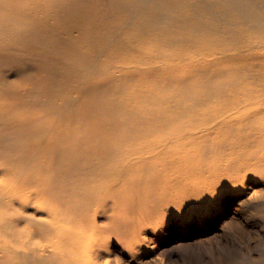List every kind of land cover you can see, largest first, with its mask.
Returning <instances> with one entry per match:
<instances>
[{
	"label": "bare ground",
	"instance_id": "1",
	"mask_svg": "<svg viewBox=\"0 0 264 264\" xmlns=\"http://www.w3.org/2000/svg\"><path fill=\"white\" fill-rule=\"evenodd\" d=\"M257 3L254 0H206L200 10L214 20L234 16L264 31V13L254 11ZM104 7L113 11L114 18L117 14L121 22L138 30L121 39L130 45L136 42L129 49L136 48L125 50L110 39L105 45L100 42L106 32L102 21L111 17L104 14ZM184 7L193 14H183L177 19L181 24L180 45L183 41L201 45L217 33L216 30L205 32L202 38H196L193 33L203 31L196 24H202L203 20L199 11L188 5ZM216 7H224L225 13L214 11ZM170 13L169 7L156 0H0V58L7 48L1 41L11 38L12 44L19 41L26 48L23 52H38L48 66L49 62L62 70L66 66L83 68L84 75L79 74L83 71L77 69L75 73L72 68L70 74L82 84L91 81L90 87L94 88L101 80L113 78L114 73L142 74L156 70L157 63L168 67L172 63L181 66L184 62L189 66L193 62L211 64L225 57V52L207 50L193 57L177 50L170 52L168 45L147 43L144 34L149 30L156 34L161 19ZM123 14L131 17L126 20ZM25 20L31 23H24ZM189 20L194 26L190 30L187 28L189 34H186L182 24L188 25ZM250 47L259 49L249 52L248 59L262 62L261 70H249L239 77V73H230V82L225 79L208 81L204 87L206 92L196 95L190 105L182 104L183 97L173 89L155 102H160L163 112L170 111L168 115H157V126L145 115L141 126L133 123L126 132H120L118 128L125 125L124 119H105L107 110L103 112L97 103H86L74 111L73 105L67 103L68 93L53 91L46 94L38 110L30 108L9 115L7 110L0 109L3 138L12 140L8 147L19 148L14 158L25 166L15 169L11 160L0 164V264H107L106 259L101 260V249L113 233L90 230L87 215L96 196L110 195L112 188L121 186L128 191L130 211L134 209V197L139 199L157 191L167 192L191 179H206L204 174H210L208 169L213 168L204 162L196 163V154L192 148H186L188 144L209 134L218 125L238 124L237 115L247 117L252 111L256 116L264 109V44ZM100 56L109 63L94 68ZM237 77L241 81H235ZM84 88L86 86H80L78 96ZM41 92L45 93V89ZM74 99L78 106L82 104L81 100L79 103ZM132 100L133 106L140 102ZM89 106L96 109L99 116L97 123H91L93 130L88 132L87 113L82 109ZM173 107L186 112L187 107L190 108L197 122L184 127L172 125L173 118L180 119V113H175ZM114 109L116 107L109 110ZM255 121L261 123L256 127L244 125L249 130L241 135L264 149V122L262 118ZM108 126L113 132L106 131ZM82 162L86 169L84 183L69 195L62 191L55 193L56 178L75 172L78 168L74 164ZM245 164L233 168L232 172L264 173V153L255 156L254 163L247 160ZM69 165L68 171L66 166Z\"/></svg>",
	"mask_w": 264,
	"mask_h": 264
},
{
	"label": "rangeland",
	"instance_id": "2",
	"mask_svg": "<svg viewBox=\"0 0 264 264\" xmlns=\"http://www.w3.org/2000/svg\"><path fill=\"white\" fill-rule=\"evenodd\" d=\"M156 1L169 7L171 13L167 18L161 19L156 34L150 30L144 34L143 38L147 43L168 45L170 52L177 50L193 57L206 50L213 53L225 52V57L211 64L193 62L189 66L184 62H181V66L172 63L168 67L157 63L156 70L142 74L114 73L113 78L101 80L93 88L90 87L93 85L91 81L86 80L82 84L70 74L72 68L75 73L77 69L83 71L79 74L84 75L86 72L83 68L66 66L62 70L47 61L48 66L35 50L23 52L26 48L19 41L12 44L11 38H4L1 43L4 42L7 48L0 58V109L7 110L9 115L19 114L30 108L38 110L49 92L68 93L66 100L73 105L74 111H78L86 103H97L103 112L107 110L105 119H124L125 125L118 130L126 132L133 123L141 126L142 116L152 119L151 124L155 125L159 119L157 115H168L170 111L163 112L159 107L160 102H155L159 97L172 93L173 89L178 91L179 97H183L182 104L190 105V100L196 95L206 92L204 87L208 85V81L225 79L230 82V73H239V77L249 70H261L262 62L248 59L249 52L259 50L257 47L249 49L248 46L264 44V31H260L259 26L238 20L234 16L214 20L200 10L206 0ZM257 1L259 0H254V3ZM260 1L254 11L264 13V0ZM187 5L199 11L198 15L203 20L202 24H196L203 28V31L193 33L196 38H202L201 35H205V32L217 31L201 45L185 41L182 45L178 43L182 35L179 33L181 24L177 19L183 14H193L184 7ZM214 11L225 13L226 9L216 7ZM104 14L111 17L102 21L106 32L100 42L105 45L110 39L125 50L136 48L129 49L136 42L130 45L131 43L127 44L121 39L138 30L131 24L121 22V16L115 14L117 18H114L110 9L105 8ZM123 17L127 20L131 16L123 14ZM136 19L138 16L134 20ZM262 21L264 22V17ZM192 22L189 20L188 25L182 24L186 34H189L186 29L190 30L194 26ZM24 23H31V20H25ZM204 23L207 25L204 26ZM167 39L169 41L166 42ZM108 63L103 56L97 57V66L94 68ZM238 77L235 81H241ZM80 86L86 88L78 96ZM43 88L45 93L41 92ZM74 98L79 103L82 101V106H78ZM132 99H139L140 102L133 106ZM113 107L116 110H109ZM174 109L175 113H180V119L173 118L174 121H170L172 125L184 127L197 122L194 121L190 108L187 107V112L182 108ZM82 112L87 113V131H92L91 123L98 122L96 109L84 107ZM237 116L238 124L231 122V127L218 125L209 134L192 140L186 147L194 150L196 163L204 162L213 168L208 169L211 178L206 172L203 176L206 179H191L167 192L157 191L139 199L134 197V209L130 211L127 207L128 191L121 186L114 189L111 182L108 183L113 193L111 189L110 195L96 196L94 205L87 214L90 230L113 233L101 249V260L106 259L107 264H264V173L248 175L249 172L242 170L232 172L237 166H245L247 160L254 163L255 156H263V147L244 139L245 136L241 133L249 130L244 125L258 126L261 122L255 121L257 118H262L264 122V109L256 116H253L252 111L247 117ZM106 131L113 132V128L108 126ZM3 133L1 125L0 164L11 160L15 169H24L25 166L14 158L20 151L19 148L8 147L12 140L4 139ZM97 161L95 159L94 163ZM74 167L78 168L75 172L56 178L55 193L62 191L69 195L84 183V162L74 164ZM70 168L71 165L66 166L68 171ZM228 168L230 170H226ZM30 212L28 210V214Z\"/></svg>",
	"mask_w": 264,
	"mask_h": 264
}]
</instances>
